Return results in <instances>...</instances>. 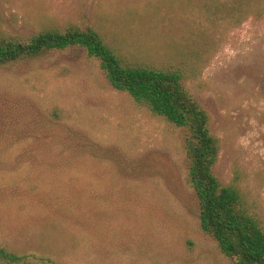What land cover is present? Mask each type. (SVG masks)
Masks as SVG:
<instances>
[{"label":"rangeland","instance_id":"1","mask_svg":"<svg viewBox=\"0 0 264 264\" xmlns=\"http://www.w3.org/2000/svg\"><path fill=\"white\" fill-rule=\"evenodd\" d=\"M262 4L0 0V38L89 29L126 65L178 72L218 142L213 174L264 230ZM186 172L184 131L84 49L0 65V246L56 264H236L200 230Z\"/></svg>","mask_w":264,"mask_h":264},{"label":"trees","instance_id":"2","mask_svg":"<svg viewBox=\"0 0 264 264\" xmlns=\"http://www.w3.org/2000/svg\"><path fill=\"white\" fill-rule=\"evenodd\" d=\"M237 1L232 0L230 15L238 8L234 5ZM248 13L244 12V17ZM250 13L260 17L264 4ZM70 47L84 49L88 58L98 60L115 90L127 93L135 103L184 131L185 181L198 202L200 230L211 236L220 253L236 264H264V230L249 213L240 191L232 185L222 186L213 174L218 142L210 133L207 113L186 92L178 72L126 65L96 31L75 27L45 30L26 39L0 38V65ZM0 264L56 263L32 254H16L0 246Z\"/></svg>","mask_w":264,"mask_h":264}]
</instances>
